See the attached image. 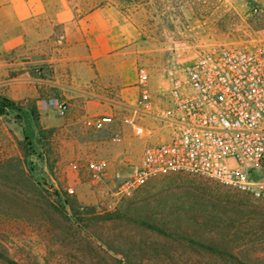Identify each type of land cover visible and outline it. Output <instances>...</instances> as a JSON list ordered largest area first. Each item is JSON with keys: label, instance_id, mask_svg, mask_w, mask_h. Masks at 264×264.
I'll use <instances>...</instances> for the list:
<instances>
[{"label": "rangeland", "instance_id": "1", "mask_svg": "<svg viewBox=\"0 0 264 264\" xmlns=\"http://www.w3.org/2000/svg\"><path fill=\"white\" fill-rule=\"evenodd\" d=\"M97 2L68 3V11L85 12ZM137 2L126 13L141 31L137 66L149 72L158 107L167 105L172 77L202 53L264 43V0ZM13 57L0 55L1 251L18 264H264V202L204 176L161 174L122 199L114 212H103L109 186H94L89 162L104 160L110 172L126 174L145 146L163 136L158 122L144 119L152 129L145 137L127 127L125 115L118 117V135L88 128L68 135L63 127L69 114L47 110L39 113L43 128L52 130L45 146L29 107L39 101L42 109L40 102L56 95L33 97L29 80L37 74ZM52 119L62 124L46 127ZM97 141L103 145L96 147ZM219 219L227 233L217 229ZM186 236L219 244L226 253L211 254Z\"/></svg>", "mask_w": 264, "mask_h": 264}, {"label": "built area", "instance_id": "2", "mask_svg": "<svg viewBox=\"0 0 264 264\" xmlns=\"http://www.w3.org/2000/svg\"><path fill=\"white\" fill-rule=\"evenodd\" d=\"M59 43L64 45V39ZM34 72L43 74L38 68ZM149 81V72L140 66L137 103L120 105L124 122L136 136L145 137L152 129L143 121L152 118L163 136L145 146L126 174L110 172L104 160L89 162L94 186H109L111 199L100 209L114 212L122 199L172 171L210 178L264 202V43L202 53L172 77L165 107L155 106ZM40 104L62 117L71 110L69 100L60 96ZM113 119L87 116L84 124L102 130Z\"/></svg>", "mask_w": 264, "mask_h": 264}, {"label": "crops", "instance_id": "3", "mask_svg": "<svg viewBox=\"0 0 264 264\" xmlns=\"http://www.w3.org/2000/svg\"><path fill=\"white\" fill-rule=\"evenodd\" d=\"M94 1L88 11L76 9L79 15L68 11V3L79 7L81 0H5L0 5V55L42 70L30 77L33 97L53 93L71 102L63 127L68 135L86 129L85 117L102 115L115 117L102 130L118 135V117L125 115L120 105L133 107L140 95L141 31L115 0ZM37 104L41 115L47 113ZM57 121L49 120L46 127L62 124Z\"/></svg>", "mask_w": 264, "mask_h": 264}, {"label": "trees", "instance_id": "4", "mask_svg": "<svg viewBox=\"0 0 264 264\" xmlns=\"http://www.w3.org/2000/svg\"><path fill=\"white\" fill-rule=\"evenodd\" d=\"M116 3L120 7V9L125 13L132 6L139 5L137 0H118ZM29 110H30V113L32 115L34 125L38 131L41 143L46 146L45 143H48L47 141L50 139L52 130L43 128V126L41 125L39 110L37 107V103L35 101L31 103ZM107 217H109V216H107ZM114 217L115 216H112V217H109L108 219H113ZM141 223H142V225L147 226L148 228H150V229H152V230H154L160 234L166 235L168 237H172L170 233L165 232V230H163L162 228H160L156 225L150 224V223L145 222V221H142ZM214 223L217 225L216 226L217 229H220L222 231L224 229V231H226L225 233L228 232V228L225 227L226 225L224 224V221L222 219H219L217 222H214ZM213 228H215V227H213ZM196 237L197 236H186V240H188L193 246L201 247V248L209 251L211 254H214V255H217V254L221 255V254L226 253L224 250L221 249V247H223V246H220L219 244L218 245H216V244H204V243L197 241ZM222 237H223L222 239H225L226 237H228V235L223 234ZM0 260L5 262L6 264H18L15 260L11 259L5 252H3L1 250H0ZM240 263L244 264L242 262H240Z\"/></svg>", "mask_w": 264, "mask_h": 264}]
</instances>
